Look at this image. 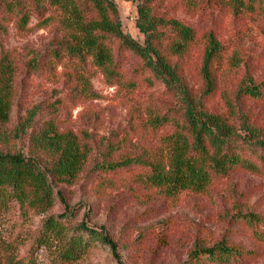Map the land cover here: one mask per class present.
I'll use <instances>...</instances> for the list:
<instances>
[{"label":"rangeland","instance_id":"1","mask_svg":"<svg viewBox=\"0 0 264 264\" xmlns=\"http://www.w3.org/2000/svg\"><path fill=\"white\" fill-rule=\"evenodd\" d=\"M113 1L122 31L143 45L144 36L136 27L137 3ZM151 6L156 16L176 19L194 31V43L181 61V84L194 97L202 98L204 111L233 126L239 136L235 139L264 141V95L260 100L236 96L242 85L264 86V15L233 12L218 5L188 12L181 0H154ZM28 27L29 32L22 36L10 23L0 34V66L9 71L8 92L2 97L10 109L8 124L0 125L5 135L4 140L0 138V152L19 154L49 171L51 160L34 138L41 125L51 120L87 153L76 176L50 178L55 200L46 212L8 205L7 211L0 213V240L16 239L19 255H23L44 220L53 217L61 224L63 235L56 238L51 250L37 248V264H66L53 258L54 249L61 248L79 225L97 232L100 239L70 264H264V164L263 175L236 170L215 181L205 193L169 194L137 180L140 170L132 167L110 173L111 184L97 188L106 176H99L92 166L104 160V146L114 144L121 153H140L134 141L130 142L133 109L146 115L149 109L166 113L172 106L181 115V95L149 80L148 74L141 72L139 59L122 53V72L135 88L111 86L97 69L90 68L98 98L79 99L71 92L73 81L63 64L51 72L45 65L44 53L62 36L56 20L43 26L33 16ZM207 34L216 38L220 50L213 63L217 88L204 96L200 70ZM223 89L232 103L221 96ZM168 130L162 133L170 134ZM248 215L259 221L251 226L249 220L242 219ZM251 227L258 235L252 234ZM219 243L240 254L220 261L204 256L202 263L190 255Z\"/></svg>","mask_w":264,"mask_h":264},{"label":"trees","instance_id":"2","mask_svg":"<svg viewBox=\"0 0 264 264\" xmlns=\"http://www.w3.org/2000/svg\"><path fill=\"white\" fill-rule=\"evenodd\" d=\"M124 1L137 3L136 27L144 36L143 45L122 31L113 0H0V34L11 23L18 34L26 35L33 16L43 26L56 20L62 36L44 53L45 65L51 72L63 64L68 79L73 81L71 92L77 98H98L91 85L90 68L97 69L109 85L133 90L135 85L125 79L121 69L119 55L122 53L136 56L141 72L147 73L149 80L161 83L170 93L177 90L181 95L184 109L181 115L172 106L166 113L149 109L146 115L133 109L129 140L140 148V153H121L114 144L104 146V160L92 166L99 176L102 173L106 176L100 180L97 188L103 189L111 184V178L107 177L110 173L131 167L140 170L135 176L137 180L162 188L169 194L184 191L205 193L215 181L230 177L236 170L263 175L264 141L235 139L237 132L233 126H229L219 116L204 111L202 98L194 97L181 84L184 78L181 61L194 43V31L176 19L156 16L151 6L154 0ZM181 2L188 12L218 5L233 12L247 11L264 15V0ZM219 50L216 38L207 34L200 70L203 84L201 93L204 96L213 94L217 88V69L213 63ZM8 72L6 66H0L2 126L8 124L10 115L9 106L3 98L4 93L8 92ZM263 87L259 83L242 85L236 96L260 100L264 95ZM220 94L227 103H232L224 89ZM168 129L171 130L170 134L162 133ZM34 140L51 160V169L45 172L32 160L19 154L0 152V213L6 212L12 203L18 204L24 211L46 212L55 200L50 178L66 180L81 170L87 153L85 148L72 136L59 132L51 120L41 125ZM242 219L249 220L251 226L259 221L253 215ZM62 232L61 224L53 217H48L23 255H19L16 239L0 240V264H37V248L51 250L56 238L63 235ZM251 232L258 235L253 227ZM97 239H100L97 232L79 225L61 248L54 249L57 253L53 258L66 264L76 262L89 252L90 244ZM235 254L240 253L219 243L209 249L194 250L190 255L197 263H202L204 256L211 261H220Z\"/></svg>","mask_w":264,"mask_h":264}]
</instances>
